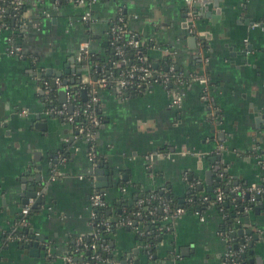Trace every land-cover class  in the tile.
<instances>
[{"label":"crops","instance_id":"1","mask_svg":"<svg viewBox=\"0 0 264 264\" xmlns=\"http://www.w3.org/2000/svg\"><path fill=\"white\" fill-rule=\"evenodd\" d=\"M117 4L128 28L152 44L153 58L169 55L185 77L208 79L211 103L202 99L198 82L181 85L177 107L159 84L131 97L99 87L105 118L95 143L98 162L109 174H103L107 185L96 188L88 142L63 119L51 116L54 103L43 84L49 79L54 87L59 72L69 83H83L88 65L77 61L76 54L90 37L80 21L86 7L33 1L22 25L19 55L7 52L0 32V264H54L45 262L47 255L57 259L55 264L66 262L70 245L91 230L95 190L103 193L113 216L122 208V197L132 200L155 188L166 186L183 203L192 189L201 197L227 179L242 201L240 194L247 196L250 184L264 180V0L197 3L193 32L185 22L189 0H100L92 6L89 40L94 53H105ZM57 98L60 104L59 93ZM30 186L41 197L36 209H31L36 198L26 196ZM255 203L238 210L233 231H250L236 238L253 242L251 264H264V197L260 206ZM26 205L27 240L8 237ZM200 207L171 221L170 230L158 238L155 263L141 235L117 225L109 240L114 264H223L229 249L220 215L214 207ZM29 229L43 239H30Z\"/></svg>","mask_w":264,"mask_h":264},{"label":"trees","instance_id":"2","mask_svg":"<svg viewBox=\"0 0 264 264\" xmlns=\"http://www.w3.org/2000/svg\"><path fill=\"white\" fill-rule=\"evenodd\" d=\"M35 0H24L23 5L19 8L18 11H14L12 9L11 0H1L0 4L4 7V11L2 13V27H1V33L5 34V40L6 38L10 39V42H12L13 45H20V42L22 40V14L23 12H26L31 6ZM86 3L89 0H83ZM117 1V0H115ZM70 3V0H59V4L61 6H64L66 4ZM117 6H120V4H117ZM83 13H81L82 15ZM80 15V16H81ZM123 20L119 22L117 20V16L112 19L108 24V29L110 26L119 23L123 26V32H121V38L116 39L115 35H111L110 31L108 42L106 43V49L104 54H97L92 52L90 58L88 59V73L91 76L92 79H100L104 78L107 80L108 85L106 87H102L104 89H107L109 92H114L116 90V80L119 74L123 71L129 70L130 67L134 64H139V57L144 56L147 59V63L150 64L153 74L150 78V82L146 83V81H139L138 78L134 79V83L128 85L122 91L120 92L121 97H131V96H137L141 95L142 92H145L150 87H153L154 85L158 84V74L160 72L166 71L167 68L172 64L176 73H180L181 70L177 66V63L175 65L174 62H172L171 56H166L163 59L157 60L153 58L150 54V48L152 44L147 41H142V39L139 37V35H136V37L139 39L140 43L138 47H133L131 45L127 44L128 39L133 35L136 34L135 32H132L126 22V14L121 11L120 15ZM87 29L88 36L91 37V30L89 25H85ZM89 37V39H90ZM92 38V37H91ZM88 39V40H89ZM8 44V41H6ZM120 45L122 49V56H118L115 53V46ZM49 82V79H48ZM69 92L71 94L70 103L74 109H77L79 111L78 115H75L73 117V126L78 127H84L86 130L91 129L95 133L98 130L97 128H93L91 125L90 118L87 114L83 113L84 105L88 101V93H89V86L86 83L82 82H71L69 83ZM49 88V97L53 101L54 104H58V91L56 88L52 87L50 82L48 83ZM172 89L180 90L181 86L171 85ZM83 91L85 92L84 94ZM101 89L98 87L96 89V95L98 96V101L93 104L91 111L92 113L96 114L102 121L104 122V116L102 114V111L100 110V102H101ZM117 91V90H116ZM181 91V90H180ZM118 93V91H117ZM119 94V93H118ZM203 94V91H202ZM53 104V105H54ZM94 150L95 154L99 159L98 153H97V147L96 143L94 142ZM227 179H220L218 182V186L222 190L223 194V201L217 202L215 193L206 194L207 199L203 201L201 197H198V191L194 188L192 189V192L189 194L188 199L180 203L179 201L175 200L171 194L169 193V190L166 186L161 188H155L152 191L143 192L139 195H135V197L132 198V200H128L125 196L121 198V203L119 205H122L121 209L118 211L117 215L111 216L107 213V203L105 202V206L103 208L95 209V218H91V221L94 225L107 220L109 222V227L98 225L94 226L92 225L91 230L88 234L84 235L81 239V241H74L68 250V253L66 256L71 257V263L63 262V264H87V263H93L95 261L94 256L99 255L102 260H100V264H108L106 261H114V256L112 254V248L109 245L110 235L112 233V230L117 226L116 223L118 220H121L126 217H130L133 219L132 226L129 227L132 230H143L147 232L141 238L143 239V243L145 246V251L148 255H151V261L155 263L156 257L155 255V246L157 244L158 238L163 235L164 233L168 232L165 230L168 226H171V220L163 221L162 217L164 215V211L162 210V205L164 203H167L169 205V213L171 215L174 214L175 209L177 207H183L185 210L190 209H196L198 207V204L201 206L200 209L203 207H214L221 218V231H233L237 228L238 224L236 222V214L238 213V210L241 209V207L245 206H252V202H249V199L245 194H240L243 198L242 201L236 197L235 192L230 191V187L232 186V183ZM257 185L263 186L264 180H258L256 182ZM123 185V187H122ZM121 188L126 187L127 190L126 196L129 193L128 187L125 184H122ZM166 190V191H165ZM129 195V194H128ZM200 196V194H199ZM264 197V193L260 195V199ZM140 199H143L144 201L142 203H138ZM202 202H200V200ZM105 201V199H104ZM257 203V202H256ZM255 203V204H256ZM30 213V210H29ZM28 213V214H29ZM138 213V214H137ZM28 220V218H27ZM94 226V227H93ZM28 226H18L13 231V234L15 235H24L26 238L28 237ZM237 235L228 240V249H229V255L228 260L225 262V264H251L248 259V251H249V245L248 241L245 243L244 239L236 238ZM95 244L96 248L91 249V244ZM245 244V249L243 252L237 253L238 248L240 245ZM103 246H107L108 250L106 251L103 249ZM82 256L81 261H76L77 257ZM57 259L54 257L51 258V256H46L45 262L46 263H56Z\"/></svg>","mask_w":264,"mask_h":264},{"label":"built area","instance_id":"3","mask_svg":"<svg viewBox=\"0 0 264 264\" xmlns=\"http://www.w3.org/2000/svg\"><path fill=\"white\" fill-rule=\"evenodd\" d=\"M1 1V0H0ZM37 2H40L42 0H35ZM100 0H89L87 3L83 0H70L71 3H75L78 5H83L86 7L85 11H83V14L80 16V21H82L83 23H85V25H89L92 24L94 22V18L92 15V6ZM54 2L56 4L59 5V0H54ZM24 0H11V5H12V9L14 11H18L19 8L23 5ZM200 3L199 0H189V6L188 9L186 11V17H185V22L186 25L188 27V31L193 32L194 31V27H195V22L196 20L199 18V11L197 9L196 4ZM4 11V7L0 4V32L1 27L3 25L2 23V13ZM121 11H122V7L118 6V18L117 20L119 22H121L123 20V18L120 16L121 15ZM25 14L26 12H23L22 14V24L25 21ZM110 34L111 35H115L116 39L121 38V32H123V26L120 25L119 23H116L112 26H110L109 28ZM137 34H133L127 41L128 45H131L133 47H138L139 46V39L136 37ZM6 40L8 41L7 44V52L9 54H16L19 55L20 51H21V47L20 45H13L12 42H10L9 38H6ZM115 54L118 56H122V49L120 45L115 46ZM91 50H90V40H84L83 42H81L79 44L78 47V51L76 54V60L83 63L84 65L88 63V59L91 56ZM87 70H89L87 68ZM153 74V70L150 66V64L147 63V59L144 56H140L139 57V64L136 65H132L130 67L129 70L123 71L119 74V76L117 77L116 80V90L118 91L119 95L120 92L122 91V89H124L125 87H127L130 84L134 83V79L138 78L139 81H146V83H149L150 78L152 77ZM86 75L83 77V83H86L89 86V93H88V101L85 103L84 105V109H83V113L87 114L90 118L91 121V125L93 128H99L102 125V121L101 119L94 113H92L91 108L93 106L94 103H96L98 101V96L96 95V89L98 87H106L108 85V82L106 79L104 78H100V79H92L91 76L89 75L88 71L83 74ZM158 84L160 86H162L171 96V102L173 106H179L180 102L182 100V94L180 90H175L171 88V85H176V86H181V85H186L188 83H192V82H198L202 88H203V95H202V99H204V101L206 102L207 105H210L211 103V97L209 96V84H208V79L205 76H201V75H190L189 78L185 77L183 75V73H176L173 65L171 64L166 71L160 72L158 75ZM44 84V91L46 94V97L48 99L49 98V88H48V81H43ZM54 87L55 88H61L64 87L66 89V96H65V101L57 104V105H53L51 108V111L54 113V115L58 116L59 118L63 119L66 123H68L70 125V127H72V129L74 130V132L76 133L77 136H82L87 142H88V155L90 160H92V163L94 162H98V157L95 154V150H94V142H95V132L91 129H85L84 127H78V126H73V117L75 115L79 114V111L77 109H74L70 103V99H71V94L69 92V85L64 84L63 83V79L62 78H55L54 79ZM72 107V110L70 111L69 107ZM213 111V109H212ZM148 158L150 159V156H148ZM244 192V190H243ZM215 193V197H216V201L217 202H222L223 201V194H222V190L219 186H217L214 190ZM264 193V185L263 186H259L256 183H252L249 185V187L247 188V193L248 194V199L249 202H257V196H260L261 194ZM203 201H205L207 199L206 195H203L201 198ZM144 200L140 199L138 201V203H142ZM90 205H91V212H90V224L94 225L93 222L91 221V218H95V209H99V208H103L105 206V201H104V197H103V193H101L99 190H95L91 197H90ZM30 207L29 205H26L22 210H21V214H22V218L20 219L19 223L17 224V226H28L29 225V221L27 220V215L29 213ZM162 210L164 211V215L162 217L163 221H167V220H171L173 221L174 218H176L177 216H180L181 214H183L186 210L183 207H177L175 209V212L173 215H171L169 213V205L167 203H164L162 205ZM138 214V213H137ZM133 223V219L130 217H126L123 218L121 220H118L116 225H120V226H125V227H131ZM103 225L106 227H109V222L107 220H104L94 226H98V225ZM93 226V227H94ZM171 226H168L165 230H170ZM139 235L143 236L144 234H146L147 232L143 231V230H136ZM230 230L229 231H221V234L224 237H228V240L230 239ZM8 237H15L17 238V240H27L25 238L24 235H15L13 234V231L10 233V235ZM82 237L78 238V241H81ZM247 242V240H245V243ZM91 249H95L96 245L93 243L91 244ZM103 249H105L106 251L108 250L107 246H103ZM245 249V244H242L239 246L238 248V252H243ZM229 252V250H228ZM227 252L223 264H225V262L228 260V255L229 253ZM95 261L93 263H87V264H100V260H102L100 258L99 255H95L94 256ZM65 261L68 263H71V257L66 256L65 257ZM108 264H114V261H106ZM237 264V263H234Z\"/></svg>","mask_w":264,"mask_h":264},{"label":"water","instance_id":"4","mask_svg":"<svg viewBox=\"0 0 264 264\" xmlns=\"http://www.w3.org/2000/svg\"><path fill=\"white\" fill-rule=\"evenodd\" d=\"M206 1L207 0H199L200 3H205ZM71 60L74 61L73 58ZM77 72H78L79 76L82 74V71H80V69ZM83 73L84 74L86 73V70L85 69H84ZM56 75L63 79V83L64 84L69 85L68 79L63 78L62 72H59ZM79 81L80 80H77V82H79ZM70 82H74V79L71 80ZM57 91H58L59 96H60L59 102L60 103L64 102L65 101V96H66V89L64 87H61V88H58ZM83 93H84V91H83ZM69 109L71 111L72 110V107L70 106ZM51 116H55V115L51 114ZM92 165L94 166L95 173L97 175V179H96V181L94 183L95 184V187L96 188H104L107 185V183H106V178L103 176V174L104 173L105 174H109L108 173V170L107 169H104V168H106V165L103 162H94V163H92ZM36 192H37L36 191V187L30 186V192L26 193V196L36 198L35 201H34V203L31 205V209H36L37 206L41 203V197L39 195H37ZM247 197H248V195H247ZM256 199H257L258 206H260V203H259L260 196H257ZM25 202H27V201H25ZM255 209L258 210L259 208L256 206ZM241 220H243V219H241ZM236 234H239V235H242V234H250V231L248 229H239V230H236V231H233L232 232V235L233 236L236 235ZM29 238L30 239L37 238L35 235H32L31 229H29ZM37 239H40L41 240V239H43V237H38ZM253 239H255V240L257 239L256 235L253 236ZM249 246L250 247H253V242H250L249 243ZM250 252L252 253V250H250L249 253Z\"/></svg>","mask_w":264,"mask_h":264}]
</instances>
